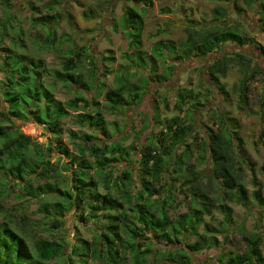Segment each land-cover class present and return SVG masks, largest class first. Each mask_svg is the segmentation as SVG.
I'll use <instances>...</instances> for the list:
<instances>
[{
    "label": "rangeland",
    "instance_id": "rangeland-1",
    "mask_svg": "<svg viewBox=\"0 0 264 264\" xmlns=\"http://www.w3.org/2000/svg\"><path fill=\"white\" fill-rule=\"evenodd\" d=\"M150 1V4H144L143 1L132 0H0V24L5 26L4 30L0 31V82L3 83L6 80L7 72L4 69L8 52L17 56L25 55L34 61L42 60L43 67L47 69L46 73L43 72V68L38 69L42 83L52 90L56 100L64 104L74 97V91H82L84 98L97 102V110L104 116L111 134L109 140L120 141L121 145L134 148L147 144L150 134L159 135L161 127L152 120L154 104H158L160 118H168L177 113L178 91L191 88L202 92L206 95V101L202 97L201 104L195 107L189 103L185 104L180 113V117L193 126L192 133L187 138L188 147L182 146L177 149V153H180L183 148L187 149L181 164L182 171L179 175H175L174 181H169L168 186L164 185L166 190L157 196L159 199L166 200L165 210L173 220L179 214L200 208V198L192 194L196 189L204 197L214 200L215 204H224L230 208L228 220L216 206L210 207V212L201 216L196 234L189 235L187 241L194 242L200 238L201 234H205L209 242L215 240V243L213 247L204 246L199 252L191 253L192 264H221L218 260L221 254L243 253L246 248L243 236L257 233L262 236L261 250L264 255V119L261 114L264 112V107L261 105V96L264 92V57L258 56V50L252 44L242 47L228 44L223 50L217 51L204 60H197L191 56L175 61L172 54L164 60L158 58L155 62L154 74L150 73L151 66L148 63V57L154 56L153 50L157 43L178 48L180 42H183L188 35L191 36V40L198 38L200 35L197 30L212 31L213 24L218 25L221 30L235 29L243 37L254 40L256 46L257 44L264 46V33L260 31L261 22L258 19L257 3L250 7L246 0ZM125 5L138 12L142 20L139 50L130 45V38L126 35L127 29L123 23V6ZM46 13H62V17L52 25L53 30L50 27L45 30L33 22V18ZM67 14H70V17H67ZM52 31L55 34V43L52 47H47L43 39L46 34H52ZM72 45L75 49L84 47L85 51L91 54L94 65L97 67L94 79L89 56L86 52L80 51V63L76 74H80L82 79L92 87L89 91L69 87L53 77L52 71L61 69V62L68 56L66 51ZM236 53L245 54L244 56L247 57L245 65H242L238 59H228L225 73L219 74V79L225 88V92L220 93L211 86L212 82L205 70L213 59L222 55L234 57ZM138 56L143 59V63ZM137 63L141 67H138ZM125 66L128 68L125 69ZM171 66L174 68L170 75L168 68L171 70ZM254 66L263 71L248 80L245 94L241 98L238 89L239 80L247 68L254 69ZM149 74L152 75L151 80H148ZM121 75H124L126 84L125 97L129 100L127 91L137 89L142 93V99L138 105H124L118 112L112 113L108 108L105 94L109 89L116 87ZM156 77L159 78V82L154 81ZM32 85V81L27 82L28 88L31 87L33 92ZM16 89H19L18 86ZM23 91L26 94V100L31 102L32 99L27 95V90L23 89ZM1 105L6 104L1 102ZM38 105L41 107V102ZM24 106L22 102L18 103V107L26 111L28 107L25 106V109ZM90 111L94 112L93 108ZM79 112L81 110H69V114L60 120L59 138L72 153H74V147L69 139V131L78 134L89 132L76 122L74 114ZM41 113L43 114L44 110H41ZM219 117L224 127L226 125L235 130L241 139V143H236L237 141L234 143L231 151L233 150V167L236 170L239 169V183L245 190L244 205L224 197L223 179L207 176L206 173L210 172L211 165L200 160L201 154L209 160L208 150L206 151L202 141L205 138L203 132L209 126L216 130L217 126L213 122L219 124ZM27 125H32L35 131L32 132ZM15 127L29 136L32 142L51 144L52 147L57 142L54 134L32 120L15 119ZM52 150L51 163L58 159H61L62 163L69 161L68 158L62 157L56 148L53 147ZM135 155L136 152L130 151L129 156L134 166H136ZM124 164L125 162L120 161L116 163V167H123ZM55 172L57 175L53 174L51 178H35L34 183H55L61 188L65 187L64 184L68 182V179L63 176L67 177L69 173L61 167ZM198 173L200 181L195 179L189 184L185 183L188 178ZM64 179L67 180L63 182ZM2 182L7 191L0 201L2 204L0 222L8 218V214H13L16 216L13 217V227H15L16 220L21 215H27L29 222L23 224L31 226L27 240L32 247L34 240L38 238L56 239L66 246L65 250L69 252L77 237L91 240L96 228L100 225L96 218L90 216V210L75 207L63 215L65 223L62 227L51 229L48 225L49 221L36 212L39 206L36 198L27 199L21 195L17 197L18 188L15 185L11 186L13 181L9 177L5 176ZM161 182L163 183L164 180ZM162 183L155 184V187ZM188 185L194 188L189 191ZM160 188L159 190L162 191ZM66 189L75 193L70 185ZM255 192H259L262 197V204L259 207L258 202L253 199ZM152 198H156V195ZM159 204V201L155 203L157 207ZM131 205L123 204L126 213H130ZM55 207L52 206L51 211L57 215L60 209L55 210ZM19 220L21 222V219ZM118 241L115 242L114 247L118 251L119 264H130L131 252L126 245L129 241L127 234L121 233ZM154 248L155 252L148 257L149 264L179 263V258L167 253L177 246L165 242L164 239L157 241ZM89 254L90 251L87 264L102 262L101 258L94 261ZM226 258L227 256L223 261ZM55 262L56 259L50 261L52 264ZM59 262L64 264L63 259Z\"/></svg>",
    "mask_w": 264,
    "mask_h": 264
},
{
    "label": "trees",
    "instance_id": "trees-1",
    "mask_svg": "<svg viewBox=\"0 0 264 264\" xmlns=\"http://www.w3.org/2000/svg\"><path fill=\"white\" fill-rule=\"evenodd\" d=\"M132 1L151 3L150 0ZM246 1L250 7L257 3L258 19L261 22L260 31L264 33V0ZM123 7L126 35L130 38V45L139 50L141 17L131 7L127 5ZM61 17L62 13H46L33 18V22L45 30L48 27L52 29V25ZM67 17H70V14H67ZM4 28L5 26L0 24V31ZM211 28L212 31L197 30L200 36L192 40L188 35L183 42H180L178 48L173 45L157 43L153 50L154 56L148 57V63L151 66L150 73L156 72L155 62L158 58L164 60L172 54L175 61L191 56L197 60H204L217 51L223 50L228 44L241 47L252 44L258 50V56L264 57V46L258 44L256 46L254 40L243 37L235 29L221 30L215 24ZM43 43L47 47L54 45V31L52 34H46ZM20 45L23 46V44ZM80 51L86 52V55L89 56L95 79L97 67L94 65L91 54L87 53L84 47L75 49L73 45L67 49L68 56L61 62V69L53 70L52 74L58 82L72 88L89 91L92 87L82 79L80 74H76L80 63ZM8 53L4 69L7 72L6 80L3 83L0 82V201L7 191L2 182L6 176L13 181L11 186L15 185L18 188L17 197L21 195L27 199L36 198L38 200L39 206L36 212L49 221L48 225L51 229L62 227L65 223L63 215L75 207H84L90 210V216L96 218L100 225L96 228L91 240L77 237L75 243L70 247V251L66 252V246L56 239L38 238L34 240L32 247L27 240L31 226L27 225V228L23 224L29 222L28 216L21 215L19 217L21 222L17 219L15 222L17 224L13 227V217L16 216L8 214L9 217L0 222V264H52L50 261L54 259L56 262L53 264H60L59 260L61 259L64 264H87L89 251V255L94 261L98 258L102 259L99 264H119L118 251L114 245L116 241L119 242L121 233L127 234L129 239L126 245L131 252L130 264H149L148 257L155 252L154 245L157 241L164 239L165 242L177 246L173 251L167 253L179 258L178 264H192L191 253L199 252L204 246H214L215 240L209 242L205 234H201L199 239L191 243L187 241V238L191 234H196L202 219L201 216L209 213L210 207L216 206L228 220L231 213L228 206L215 204L214 200L204 197L196 189L192 194L200 198V208L179 214L173 220L165 210L166 200L159 199L157 196L166 190L164 185L168 186L169 181H174L175 175H179L182 171L181 164L187 149L183 148L180 153H177V149L182 146L188 147L187 138L193 128L191 124L180 117V113L183 111L182 107L188 103L195 107L197 104H201L200 98L203 97L205 101L207 100L206 95L191 88L178 91L177 113L168 118L161 119L158 113V104H154L152 120L161 127L159 135L150 134L148 143L143 146L127 147L121 145L120 141L111 142L109 140L111 134L106 126L104 116L97 110V102L84 98L82 91H74V97L63 104L56 100L52 90L42 83L41 73L38 69L43 68V72H47V69L43 67L42 60L34 61L25 55L17 56ZM235 55L234 57L222 55L213 59L205 70L212 82L211 86L220 93H224L225 88L219 79V74L225 73L228 59H238L242 65H245L247 58L244 56L245 54L236 53ZM141 60L143 63V59ZM137 64L138 67H141L139 63ZM126 68L128 67L125 66ZM173 68L174 66H171V70L168 68L170 75ZM262 71L257 66L254 69L250 67L246 69L238 83L241 98L245 94L248 80ZM151 74H149L148 80H151ZM28 81L33 82V92L31 87L27 86ZM154 81L159 82L160 80L156 77ZM125 85L124 75H121L116 87L109 89L105 94L108 108L112 113L118 112L124 105H138L142 99V93L136 89L127 91L128 100L124 95ZM17 86L19 89H16ZM23 89L27 90V95L34 102L26 100ZM1 102L6 105H1ZM19 102H22V105L25 104L26 108L28 107L26 109L24 106L26 111L18 107ZM39 102H41V107L38 105ZM261 105L264 107V92L261 96ZM91 108L94 112L90 111ZM41 110H44L43 114ZM69 110H81L74 114L75 120L89 131L81 134L69 131V139L73 144L74 153L70 152L59 138L60 120L69 114ZM261 114L264 119V112ZM15 119L32 120L36 124L43 125L45 129L56 136L57 142L53 147L69 161L62 163L61 159H58L51 163L52 145L32 142L29 136L15 127ZM219 119V124L213 122L217 126L216 130L209 126L203 132L205 138L202 141L204 148L206 151L208 150L209 160L202 154L200 160L211 165L210 172L206 173L207 176L223 179L224 197L244 205L245 190L239 183V169L236 170L233 167V150L231 151L234 143L236 141V143H241V139L235 130L226 125L224 127L222 120L219 121ZM130 151L136 152L134 158L136 166L129 156ZM120 161L125 164L123 167H116V163ZM60 167L69 173L67 177L63 176L68 179H66L68 182L64 184L65 187L61 188L59 184L55 183H34L35 178L44 179L53 177V174L57 175L55 171H58ZM195 179L201 180L199 173L188 178L185 183L189 184ZM66 180L64 179L63 182ZM162 180H164L163 183ZM159 183L162 184L156 188L155 184ZM69 185L75 190L74 194L72 190L66 189ZM236 187H238L237 190ZM192 188L194 187L188 185L187 189L190 191ZM169 193L171 194V191ZM154 195L156 198L153 199ZM253 199L258 202V207L262 204L259 192L253 194ZM157 201L160 203L158 207L155 205ZM86 203H88L87 206ZM123 204H132L129 208L130 213L124 211ZM52 206H56L55 210L60 209V213L56 212L57 215H54L51 211ZM224 224L226 225V223ZM243 241L246 246L244 252L221 254L218 258L221 264H264V255L261 250L262 236L258 233L245 235ZM225 256L227 258L223 261Z\"/></svg>",
    "mask_w": 264,
    "mask_h": 264
},
{
    "label": "bare ground",
    "instance_id": "bare-ground-1",
    "mask_svg": "<svg viewBox=\"0 0 264 264\" xmlns=\"http://www.w3.org/2000/svg\"><path fill=\"white\" fill-rule=\"evenodd\" d=\"M27 128H28V129H32V132L35 131V129H34V127H33L32 125H27Z\"/></svg>",
    "mask_w": 264,
    "mask_h": 264
}]
</instances>
